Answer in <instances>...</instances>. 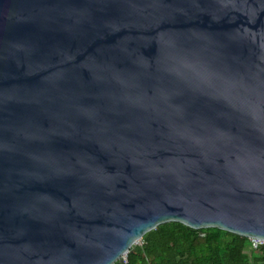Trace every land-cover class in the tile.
Returning <instances> with one entry per match:
<instances>
[{"label":"water","instance_id":"1","mask_svg":"<svg viewBox=\"0 0 264 264\" xmlns=\"http://www.w3.org/2000/svg\"><path fill=\"white\" fill-rule=\"evenodd\" d=\"M172 221L264 239V0H0V264Z\"/></svg>","mask_w":264,"mask_h":264},{"label":"trees","instance_id":"2","mask_svg":"<svg viewBox=\"0 0 264 264\" xmlns=\"http://www.w3.org/2000/svg\"><path fill=\"white\" fill-rule=\"evenodd\" d=\"M264 245L217 227L192 228L172 221L147 232L127 261L115 264H263Z\"/></svg>","mask_w":264,"mask_h":264},{"label":"built area","instance_id":"3","mask_svg":"<svg viewBox=\"0 0 264 264\" xmlns=\"http://www.w3.org/2000/svg\"><path fill=\"white\" fill-rule=\"evenodd\" d=\"M250 240L252 241V247L253 248H258L259 246H263L264 245V239H262V238L251 237ZM124 261L125 262L127 261V257L124 259Z\"/></svg>","mask_w":264,"mask_h":264},{"label":"bare ground","instance_id":"4","mask_svg":"<svg viewBox=\"0 0 264 264\" xmlns=\"http://www.w3.org/2000/svg\"><path fill=\"white\" fill-rule=\"evenodd\" d=\"M141 240H142V238H140L139 240H137L135 243L138 244ZM135 243H134V244H135ZM122 256H127V254H126V253H123Z\"/></svg>","mask_w":264,"mask_h":264},{"label":"rangeland","instance_id":"5","mask_svg":"<svg viewBox=\"0 0 264 264\" xmlns=\"http://www.w3.org/2000/svg\"><path fill=\"white\" fill-rule=\"evenodd\" d=\"M142 240H143V239H142ZM142 240L139 242L140 244L142 243ZM139 243H138V244H139ZM135 245H136V244H135ZM126 257H127V256H122L120 259H123V260H124ZM120 259H119V260H120Z\"/></svg>","mask_w":264,"mask_h":264}]
</instances>
